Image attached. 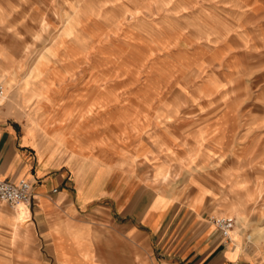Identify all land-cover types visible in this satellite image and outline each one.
Here are the masks:
<instances>
[{
    "label": "rangeland",
    "instance_id": "374dc122",
    "mask_svg": "<svg viewBox=\"0 0 264 264\" xmlns=\"http://www.w3.org/2000/svg\"><path fill=\"white\" fill-rule=\"evenodd\" d=\"M0 70L16 76L9 93L0 80V113L38 160L91 163L77 211L46 229L31 203L26 242H11L16 209L0 202V264H54L45 232L77 251L75 234L88 264H168L197 228L188 209L215 228L233 219L236 247L264 263V0H0ZM155 195L160 230L124 239Z\"/></svg>",
    "mask_w": 264,
    "mask_h": 264
},
{
    "label": "crops",
    "instance_id": "0c3cea01",
    "mask_svg": "<svg viewBox=\"0 0 264 264\" xmlns=\"http://www.w3.org/2000/svg\"><path fill=\"white\" fill-rule=\"evenodd\" d=\"M23 133L22 122L14 117L13 110L6 112L4 110L0 113V180L15 182L20 178H24L32 184L33 199L31 203L36 206L40 223L47 229L44 217L55 220L59 215H63V207L69 204L77 211L71 193L73 189H76V195L83 191L86 192L85 184L91 170V163L87 157H81L72 150H62L50 161L38 160L32 146L24 143ZM54 190L56 192H53ZM37 198L41 200V205L36 204ZM92 199V196L81 194L75 197V202L78 208L81 209ZM23 208L22 220L18 221L20 231L17 237L14 236L12 231L13 225L10 226V240L14 244L18 240L26 242L33 235L28 227H24L25 220H28L31 214L29 210L31 204L29 206L24 204ZM133 209L126 215L128 217L127 222L124 224L126 231L118 232L119 235L124 236V239H137L140 226L150 228L154 232L160 230L164 222L163 216L166 208L163 210L158 205L157 195L148 206L144 221H142L143 213L138 214L137 206ZM188 210L194 215L193 224L197 228L194 230L191 227L194 233L184 242L188 244L187 247L184 248L183 243L178 245L180 246L179 249L172 250L169 254L168 264H264L260 260V256L256 254V250L251 251L245 247L243 250H239L236 247L241 241L240 237L235 245L228 244L227 241H224V238L218 235L214 226L203 220V218L197 219L195 212L191 209ZM9 220L16 225V221L11 216L8 218ZM67 228L70 231L72 226L68 225ZM88 236L85 238V242L92 254L93 251L88 242ZM72 239L77 251L81 253L79 238L74 234ZM45 240L50 242L54 264H56L53 253L54 244L68 257L67 264H88L89 254L85 253L80 258L76 253L77 251L70 247L67 238L59 240L55 235L47 236V232H45ZM85 261L87 262L85 263ZM91 264L98 263L91 262Z\"/></svg>",
    "mask_w": 264,
    "mask_h": 264
},
{
    "label": "built area",
    "instance_id": "2783aa9c",
    "mask_svg": "<svg viewBox=\"0 0 264 264\" xmlns=\"http://www.w3.org/2000/svg\"><path fill=\"white\" fill-rule=\"evenodd\" d=\"M2 88L0 86V94ZM53 192H56L54 190ZM33 199L32 184L21 178L15 182L9 180H0V202L14 208L19 203L29 206ZM215 226L219 230L222 238H228L229 232L234 228L233 219L217 218Z\"/></svg>",
    "mask_w": 264,
    "mask_h": 264
},
{
    "label": "bare ground",
    "instance_id": "6f19581e",
    "mask_svg": "<svg viewBox=\"0 0 264 264\" xmlns=\"http://www.w3.org/2000/svg\"><path fill=\"white\" fill-rule=\"evenodd\" d=\"M5 57V56H4ZM6 58V57H5ZM7 76H9V74H7L6 72H5V70H0V80H4V83L6 84V89H5V92L6 93H9V90H12V89H14V85H15V83H16V76H15V74H11L10 75V78L8 79V80H6L5 78L7 77ZM3 83V84H4ZM1 86V85H0ZM1 88H2V93L0 94V108L1 107H3L6 103H5V100H6V98H8V97H5L6 95H4L5 93H4V88L1 86ZM170 170H167L166 172H165V174H163V178H162V180H166L168 177H169V175H170ZM23 205L24 204H22V203H19L18 205H16L13 209H16L13 213H12V215H11V217L14 219V221H16V225H14L13 227V229H12V231L14 232V236L15 237H17L18 236V232L20 231V227H19V222L18 221H21L22 220V212H23ZM221 219L222 218H227V217H220ZM229 219H231V218H229ZM237 230H231L230 232H229V235H228V238H224V239H226V241L227 242H230V240H231V242L233 243V245H235L239 240H240V238L238 237V235H237V232H236ZM15 241V240H14Z\"/></svg>",
    "mask_w": 264,
    "mask_h": 264
}]
</instances>
